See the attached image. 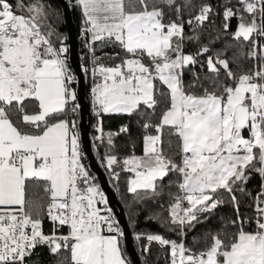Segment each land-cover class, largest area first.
<instances>
[{
    "label": "snow or ice",
    "instance_id": "6c2138e0",
    "mask_svg": "<svg viewBox=\"0 0 264 264\" xmlns=\"http://www.w3.org/2000/svg\"><path fill=\"white\" fill-rule=\"evenodd\" d=\"M73 7L86 49L78 69L92 81V147L117 191L121 173L133 174L130 218L152 201L161 211L146 220L176 237L135 232L142 264L153 246L167 264H264V0ZM60 16L50 0H0V264H35L40 248L56 264H133L128 233L86 163L80 81ZM113 115L137 117L142 155L117 154L116 138L131 130L106 132ZM226 205L221 227L189 244Z\"/></svg>",
    "mask_w": 264,
    "mask_h": 264
},
{
    "label": "trees",
    "instance_id": "16d2710c",
    "mask_svg": "<svg viewBox=\"0 0 264 264\" xmlns=\"http://www.w3.org/2000/svg\"><path fill=\"white\" fill-rule=\"evenodd\" d=\"M69 4L70 11H71V16L73 23L75 25V30L76 34L79 40L78 43V52H79V59H80V64L84 63L85 61L81 59L82 53L84 51L83 49V41L82 37L80 36V31H81V16H80V11L77 8H74V0H66ZM14 3L15 0H12ZM52 3L53 7L58 9L60 11V21L58 24L59 30L63 33L66 34V31L64 29V22H63V15H62V10L58 3L55 0H50ZM195 3H200V0H194ZM213 5H217L218 3L221 2V0H210ZM187 15V14H186ZM235 26V21H233V27ZM185 32L186 34H191V29H189L187 26H185ZM230 39V37L228 38ZM204 42L207 43V36L205 35L204 37ZM221 46L220 42H217L213 47L219 48ZM195 45L192 43H187L185 47V52H191L195 50ZM106 52L108 53H114L118 52L119 49H113V48H108L105 49ZM84 75V74H83ZM85 78V83H86V98L87 101L90 104V97H89V79L87 76L84 75ZM91 107V104H90ZM79 119V117H78ZM96 123L95 117L93 116L91 112V124H90V129H89V135L91 139V146H92V138L95 135V130H94V125ZM123 124H129L130 126V136L129 135H120L119 137L116 138V145H117V154L121 157H124L126 155L131 154L133 151L135 155H141L143 153L142 149V128L140 124L137 123V117H127V116H120V115H113V116H106L104 118V129L105 131H112V132H117L120 128L121 125ZM93 154L99 164L100 169L103 171L105 174V177L108 180V183L110 187L114 190L119 202L122 204L125 217L129 226V229L131 231V236H132V241L135 247V250L138 253V257L140 260V263L142 264L144 257L141 255L140 248L137 245L134 235L135 232L137 231H154V232H160L164 233L165 235H171V238H176L174 234H169L164 231L163 228L160 227V224L147 221L146 216L150 215L152 212H157L159 213L161 209H159L156 204H154L152 201H148L146 205L143 207L145 208V211H141L137 217L130 218V212L133 211L129 208V204L132 203L133 201V196L132 194L128 193L126 190L127 186V181L132 175V173H121V179L119 181V191L115 187H113V182L111 181V177L109 174L105 171V168L102 166L100 157L97 155L96 150L92 147ZM104 150H100V155H103ZM88 164V161H86ZM174 178V177H173ZM168 178H166L165 183H167ZM259 184L260 181L258 178H253L249 185L248 188L250 191L253 193L257 192L259 189ZM173 191H176L175 188H173ZM242 212L246 214H251V209L248 208L246 205L242 206ZM232 214V209L229 205L224 206L223 208H220L217 212L216 215L213 216L209 221H207L205 224H201L197 226L196 232L195 233H189V238H188V243L191 244V238L193 235H201L207 231H216L221 227V222H220V217L221 216H229ZM164 215H167L165 212ZM135 219L137 221V227L133 228L132 226V220ZM50 228V224L45 221V230H48ZM38 256L34 257L35 264H56V258L53 257L47 250V248H40L37 250ZM153 252V258L151 261V264H167V260L165 259L166 256V250L162 251L159 250L156 246H153L152 249ZM127 255V253H126ZM128 256V255H127ZM129 258V257H128ZM130 260V259H129Z\"/></svg>",
    "mask_w": 264,
    "mask_h": 264
},
{
    "label": "water",
    "instance_id": "95a60500",
    "mask_svg": "<svg viewBox=\"0 0 264 264\" xmlns=\"http://www.w3.org/2000/svg\"><path fill=\"white\" fill-rule=\"evenodd\" d=\"M62 10L64 29L66 31V35L69 36V44L71 48V62L73 64V68L77 71L78 80L80 83L77 85L78 96L81 98L82 109L79 115V121L81 124V136L86 145L85 152L87 156L88 166L90 167L92 173L97 176V182L100 184L102 190L105 195L109 199V207L113 209L114 214L121 221V226L125 228L128 233V238L125 244L126 253L133 262V264H141L138 253L135 250L131 231L129 229L125 213L122 207V204L119 202L114 190L110 187L105 174L100 169L99 164L93 154L91 139L89 135V129L91 124V107L86 98V83L83 73L78 69V65H80L79 52H78V37L75 30V25L72 20L71 11L69 4L66 0H55ZM85 132L87 133V137L85 138Z\"/></svg>",
    "mask_w": 264,
    "mask_h": 264
},
{
    "label": "built area",
    "instance_id": "2783aa9c",
    "mask_svg": "<svg viewBox=\"0 0 264 264\" xmlns=\"http://www.w3.org/2000/svg\"><path fill=\"white\" fill-rule=\"evenodd\" d=\"M83 49H84V51H83V53H82V56H85L86 57V49L84 48V44H83ZM89 79V91H90V88H91V86H92V81H91V79L90 78H88ZM50 224V223H49ZM50 229H51V225H50V228L48 229V230H45L46 232L47 231H50ZM65 231H66V229H65Z\"/></svg>",
    "mask_w": 264,
    "mask_h": 264
},
{
    "label": "crops",
    "instance_id": "0c3cea01",
    "mask_svg": "<svg viewBox=\"0 0 264 264\" xmlns=\"http://www.w3.org/2000/svg\"><path fill=\"white\" fill-rule=\"evenodd\" d=\"M105 62H106V63H112L111 61H105ZM117 62H118V61H117ZM142 149H143V144H142ZM142 154H143V153H142ZM142 154H141V155H142ZM132 177H133V174L130 176V178H132ZM130 178H129V179H130Z\"/></svg>",
    "mask_w": 264,
    "mask_h": 264
}]
</instances>
